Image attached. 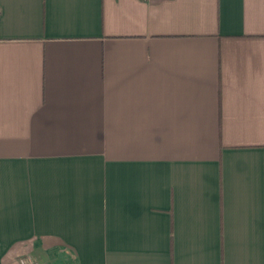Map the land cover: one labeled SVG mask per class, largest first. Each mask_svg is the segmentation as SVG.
I'll list each match as a JSON object with an SVG mask.
<instances>
[{
	"label": "crops",
	"instance_id": "obj_1",
	"mask_svg": "<svg viewBox=\"0 0 264 264\" xmlns=\"http://www.w3.org/2000/svg\"><path fill=\"white\" fill-rule=\"evenodd\" d=\"M264 264V0H0V264Z\"/></svg>",
	"mask_w": 264,
	"mask_h": 264
},
{
	"label": "built area",
	"instance_id": "obj_2",
	"mask_svg": "<svg viewBox=\"0 0 264 264\" xmlns=\"http://www.w3.org/2000/svg\"><path fill=\"white\" fill-rule=\"evenodd\" d=\"M20 264H37L35 261L31 260L29 257H22L19 260Z\"/></svg>",
	"mask_w": 264,
	"mask_h": 264
}]
</instances>
